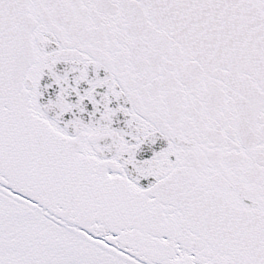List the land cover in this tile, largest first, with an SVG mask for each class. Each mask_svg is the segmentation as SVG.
I'll return each mask as SVG.
<instances>
[{
	"label": "snow or ice",
	"instance_id": "6c2138e0",
	"mask_svg": "<svg viewBox=\"0 0 264 264\" xmlns=\"http://www.w3.org/2000/svg\"><path fill=\"white\" fill-rule=\"evenodd\" d=\"M0 264H264V0H0Z\"/></svg>",
	"mask_w": 264,
	"mask_h": 264
}]
</instances>
